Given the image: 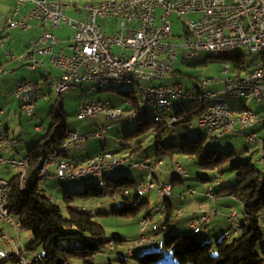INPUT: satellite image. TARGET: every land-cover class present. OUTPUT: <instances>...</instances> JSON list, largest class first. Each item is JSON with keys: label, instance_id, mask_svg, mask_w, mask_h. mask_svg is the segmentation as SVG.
Masks as SVG:
<instances>
[{"label": "built area", "instance_id": "built-area-1", "mask_svg": "<svg viewBox=\"0 0 264 264\" xmlns=\"http://www.w3.org/2000/svg\"><path fill=\"white\" fill-rule=\"evenodd\" d=\"M27 0H16L17 8L14 16L10 17L6 25L0 26V46L6 44L14 29L27 30L29 22L36 20L42 24H50L58 28L62 24L74 28L67 49L70 53L61 50L54 52V47L59 45V39L46 26L40 38L35 42L36 52L41 56L50 55L51 63L60 71L59 78H51L57 88L58 96L84 86V82L110 81V77H125V75L143 74L145 81L156 82L168 80L178 74L176 64L181 55V61L191 62V55L205 52L210 48H248L254 50L264 46V0H106L97 3H88L80 8L75 6L77 18L66 15L69 5L63 1H34L33 9L22 19H16L20 7ZM162 10L161 14L158 11ZM177 15L179 22L185 26V33L180 36L181 44L172 42L174 37L173 22L169 19ZM184 16H193L197 19H185ZM102 20H110L114 24L106 30L107 26L101 24ZM116 47L123 49L120 55L114 52ZM13 56L12 54H9ZM30 69L34 70L41 62L36 61L35 54L31 55ZM232 64H235L232 66ZM223 78H207L202 71L193 86L210 87L222 84V89L248 88L245 98H255L263 103L264 99V58L255 59L254 67H246V63H229L222 71ZM185 86L183 85V88ZM179 90L162 91L149 90L152 102L159 98H171V103H176V92ZM15 99L19 100L25 114L32 118L36 112V105L41 100L47 101L42 94L41 87L37 84L17 86L13 92ZM220 95V94H219ZM218 96V95H217ZM196 97V96H191ZM132 107V101H128ZM63 107V106H62ZM138 113L133 111L132 114ZM100 114L106 115L107 121H118L125 115L118 107L96 106L88 101L86 96L80 102L78 117L84 121L94 119ZM126 116L130 118L132 115ZM168 121H177L178 117H167ZM214 120H221V128H214ZM260 117L246 116L242 113H226L221 107L207 106L202 108V115L196 121L189 123L188 129L198 126H207L213 133V140L222 138L233 129H247V124L259 123ZM41 129V128H40ZM108 130L97 129L82 136H74L68 132L66 140L60 148L72 144H80L89 138H102V133ZM248 141H260L261 160L264 162V140L257 135H248ZM124 148H129L126 140ZM29 160L6 161L0 158V166L5 169L20 168V173L25 174L26 163ZM126 163H136V169L144 170V161H138L133 155L118 159L116 154L102 153L93 156L87 162H75V159L60 160L57 166V178L70 179L82 182L85 179L97 177L99 171L105 167H116ZM52 160H46L41 171H49ZM163 162H156L153 171ZM177 174H187L181 164L175 165ZM41 173V172H40ZM173 185H168V191H159L158 187L150 181V186L144 187L146 192H156L160 196H172ZM196 190L187 191L186 194L195 195ZM5 195H9L8 181L0 178V215L3 222L11 223L19 230V223L10 215L5 202ZM207 195L215 197L213 188ZM216 209L208 210L204 206L192 217L191 228L204 227L210 219L218 216ZM237 212L230 215L235 220ZM149 220H143V230ZM264 224V222H263ZM7 244L12 243L19 250L22 243L12 241L4 236ZM147 238L143 237L138 245H143ZM109 247V244H108ZM114 250V249H110ZM25 264L30 260L25 258Z\"/></svg>", "mask_w": 264, "mask_h": 264}, {"label": "rangeland", "instance_id": "rangeland-1", "mask_svg": "<svg viewBox=\"0 0 264 264\" xmlns=\"http://www.w3.org/2000/svg\"><path fill=\"white\" fill-rule=\"evenodd\" d=\"M61 1V0H55ZM67 5H69L68 10H66V15L69 18H77L75 14V6L80 8L84 7L88 3H97L101 0H63ZM17 3L13 0H4L0 2V24H4L9 16L13 13V10L16 9ZM21 10V8H20ZM162 10L158 11V14H161ZM187 20L190 16H184ZM177 15H173L169 20L173 22V32L174 37L172 42L181 44L183 39L180 36H183L185 33V26L183 23L179 22ZM110 20H102L101 24H108ZM4 26V25H0ZM13 31V30H12ZM57 36H73L74 30L67 26L62 25L60 28L54 30ZM12 33V32H11ZM10 42L5 46H0V58L5 59V56L9 53H14L16 57L20 55L24 56L26 52H23L26 47L31 42V35L26 34L21 30H16L12 34ZM34 48V46L31 45ZM65 53H70L69 50H65ZM123 49L121 47H116L114 52L118 55L122 53ZM17 54V55H16ZM181 55H179L176 68L181 72L177 76L171 77L168 80H161L156 82H147L142 81L144 86H154V85H165L173 86L176 83H182L186 88L193 86V79L197 80L196 77L204 71L207 78H223L222 73L225 65L232 63L228 60L215 59L208 54H202L198 60L194 62H183L181 61ZM244 61L250 63L251 61L258 58L257 55L252 56L247 54L245 57H242ZM48 60V59H47ZM4 61V60H3ZM11 61H7L6 64H11ZM235 64H232L234 66ZM12 67L8 66L6 69L5 75H2L4 80H0V156L2 154L5 156V159L18 157L22 158L27 155L28 150L31 145L28 147L25 143L27 141H32L35 137L43 135L46 132V129L49 128L53 122L54 114L52 112L65 113L66 115V126L68 131H75L79 135H85L88 132L96 131L99 128L110 127L106 136L104 138H89L85 140L79 146H70L64 153V159H75L79 163L84 161L85 157L96 155V153H101L103 151L111 152L116 154L118 159L129 154L128 150L121 148L119 143L120 140H126L128 144L131 143L135 145L141 141L142 148L134 152V157L136 160H143L152 165H156L158 157L156 156L158 144L153 136L133 138L131 132L136 130L139 119L135 118L132 120H126V116L133 113V109L128 106L127 101L130 99H138V101H145V94L142 88L136 86H116L115 88L110 89V87H105L102 90H95L94 84H86L79 87L76 90H71L64 93L61 96L56 95V90L54 88L46 87V91L50 94L48 101L41 99L36 106V112L34 118L28 117L22 106L20 105L19 100L15 99L13 92L16 89L15 85L18 81L25 78V81L35 82L43 81L44 73H51L56 77H60V72L56 67L53 66L49 60L46 62L45 67L39 68L37 71H30L27 66H23L21 69H18L12 72ZM55 77V78H56ZM222 88V84L211 85L209 91H217ZM124 94V95H123ZM86 96L87 99L102 102L109 104L110 107H118L123 113L124 117L120 122H107L106 115L100 114L94 119L80 120L78 117L79 105L80 102ZM59 99V100H57ZM230 104L236 110L247 109L251 112L257 114L259 117H264V104L254 100V99H232ZM64 105L63 110L61 111L60 106ZM174 112V110H173ZM38 128H41L40 130ZM263 125L261 123L256 124L253 127H250L246 130H241L235 134H226L222 138H217L214 140H206V147L211 149H218L222 152L228 153L230 150H233L237 154V158L232 160L228 166L223 167L220 170H207L200 165L199 157H188L183 154H174L173 156H167L161 158L164 162V166H158V178L155 177L154 173L151 170H141V169H120L112 172L108 177H92L90 179H85L79 184L69 185L63 180L55 177L57 168L53 167L48 173V177L45 180L39 181V190L46 196L58 200V202L63 207V212L67 211V203L65 202L66 193H84L86 190L91 192L96 191L95 188H103L105 192V197L91 198L89 200H82L80 197H75V203L71 206H81L87 212L95 215V220L100 225H102L106 230L105 240L118 239L120 237L123 241L115 243V250H110L109 247L103 249V252L96 257L98 260L97 264H100L99 260L103 258L106 259L105 264H138L136 257L143 254L139 252L135 253L137 248H146L145 246H150L155 242L156 247H161L165 255L169 256L168 245L166 243L167 238L171 235L167 232V228L173 229L176 227V220L178 216V210H184L189 213V211L196 210L199 203L208 202L213 203L217 201V205L224 212H236L242 218L243 216V201L233 196H219L216 195L214 198H211L207 195L211 186H213V191H219L221 188L226 187L237 182L235 177V172L232 171V165L237 162H245L248 159L251 160L253 165L259 169L264 177V162L261 160V145L257 142L248 141L245 134L256 133L259 138L263 137ZM6 134H9L10 142L21 145L19 148L20 151L11 150L7 146V141L2 137ZM204 138L203 130L199 128L198 124L195 123V128L187 130V128H176L175 130H170L166 134V140L168 146L178 145L182 146L185 143H188L192 140H198ZM150 140V143H147V140ZM21 142V143H20ZM150 159L152 162L146 160ZM56 161V158H55ZM176 163H180L181 166L186 169L188 176L179 175L178 179L184 181V186L178 184L179 180L175 179V176L172 173H164L163 170L167 167L171 168ZM18 172L14 168L6 169L5 166H0V178L10 181ZM122 177H128L133 179L136 183L140 182H150L154 181L157 184L162 183H176V187L173 190L172 196L168 198L171 205H166V203L161 202L156 192L150 191L147 193L140 194L136 189H125L122 191H117L114 187H110L109 180L116 181ZM218 183V184H217ZM220 183V185H219ZM183 184V183H182ZM189 189L196 190L195 195L186 194ZM186 191V192H185ZM184 192L183 194H181ZM176 194H179L175 197ZM137 197L139 200L137 201ZM128 199V200H127ZM131 199V200H130ZM167 200V201H168ZM194 200V201H193ZM131 201V204L144 203L140 208L141 211L132 217H120L114 215L115 209H120L121 207L128 204ZM166 201V202H167ZM199 202V203H197ZM224 212V213H225ZM180 216H186L184 212ZM229 214V213H227ZM227 217L223 219V227L232 236H239L241 230H239L233 221ZM145 218H150V222L145 230H143V220ZM264 222V215L262 216ZM237 221L240 222L239 217ZM0 224H2L0 222ZM4 227V231L10 235L8 238L21 237L23 246L27 245L33 239V234L30 231H20L19 236L16 234L14 227L8 225L1 226ZM165 227V228H163ZM215 230L216 232L211 235H205L203 230L206 228ZM191 228V227H190ZM189 228V231L182 232L188 233L192 231ZM196 235L203 239V242H213L214 244L223 239V234H219L221 227H218L217 224H212L209 226L200 227L195 229ZM158 232L157 234H155ZM212 232V231H210ZM261 232L264 234V224L261 226ZM147 238L143 245H138V242L143 238ZM71 244L76 248H83L84 245L80 243H75L74 240H65L63 244ZM6 244L2 235L0 234V264H17L13 260H6L8 255L13 253V246L10 247L6 253H3L5 250ZM131 249V250H130ZM132 253L130 254V251ZM126 251L129 254L125 253L124 255H118ZM172 251V249L170 250ZM259 253L262 255L264 260V241L260 244L258 248ZM172 254V252H171ZM27 256H30L31 259H34V255L26 252ZM75 257L73 263L78 264L81 260Z\"/></svg>", "mask_w": 264, "mask_h": 264}, {"label": "trees", "instance_id": "trees-1", "mask_svg": "<svg viewBox=\"0 0 264 264\" xmlns=\"http://www.w3.org/2000/svg\"><path fill=\"white\" fill-rule=\"evenodd\" d=\"M132 100H134L131 107L133 111L135 110L139 114L145 113L146 108L140 103L141 101L136 98ZM54 113L51 126L46 129L43 135L36 138L25 156L29 160V168L24 177L22 178V174L18 172L9 181L7 208L10 215L19 223V231H31L33 234L32 241H28L29 243L22 246L21 249L22 255L30 260V264H75L73 263L75 257L82 259L83 264H94L96 257L103 252L104 248L108 247L109 243H113L115 250V243L123 240L120 237H118L119 240L116 238L105 240L106 230L96 222L95 215L85 211L81 206L71 205L75 203L77 196L82 200L95 197L103 198L105 197L104 189L95 188L96 191L93 192L86 190L84 193H66L65 202L68 205L66 213L63 212V207L58 200L46 196L39 190L38 184L41 180L39 174L44 167L47 155L60 148L69 132L65 113L52 112V114ZM201 115V106L193 104L186 110L177 112L178 120L173 122L171 127L157 123L152 118H141L136 130L131 132V136L133 138L154 137L158 144L156 162L161 161L164 164L165 162L161 158L183 154L188 157H199L200 165L204 169L220 170L237 158V154L233 150L225 153L206 147L205 138L192 140L182 146H168L165 139L170 130L176 128H187L188 130L189 123L198 120ZM259 123L264 128V117H260ZM6 137L4 135L2 139ZM262 138L264 140V130ZM147 143H150L149 139ZM141 148L140 141L135 146L131 143L126 149H129L131 155L134 156V152ZM175 165L171 168L167 167V169L175 176V179L181 181L178 179L179 174L175 172ZM232 171L235 172L237 182L223 187L219 191H214V194L215 196H233L243 201L244 209L241 220L245 222L240 223L241 234L239 236L223 238L214 244L213 242H203V239L197 236L195 231L170 235L166 243L172 249V254L170 252V255L167 256L164 252L159 251L145 252V254L136 257L138 264H264L263 257L258 251L260 244L264 241V234L261 232L262 216L264 215V177L250 159L234 163ZM155 177L158 178V171ZM109 181L110 187H114L117 191L137 190V186L141 184L128 177ZM165 184L176 185L175 182ZM136 200L138 201L139 197ZM130 202L120 209H115L114 215L136 216L144 203L131 204ZM145 219L150 220V218ZM65 240H74L75 243H80L84 247L76 248L71 244H63ZM26 252L33 254L34 259L28 257ZM9 259L19 264L17 252L10 255L7 260Z\"/></svg>", "mask_w": 264, "mask_h": 264}, {"label": "bare ground", "instance_id": "bare-ground-1", "mask_svg": "<svg viewBox=\"0 0 264 264\" xmlns=\"http://www.w3.org/2000/svg\"><path fill=\"white\" fill-rule=\"evenodd\" d=\"M34 1H39V0H34ZM48 1H55V0H48ZM101 1H106V0H101ZM202 54H208L209 56L214 57L215 59H220V60H228L231 61L232 63H239V62H244L246 63V67H254V62L255 60L251 61L250 63H247L246 61L243 60V56L245 57L247 54L255 56L257 55V59H262L264 58V46H261L259 48H256L254 50H249L248 48H210L208 50H205V52H197L193 53L191 55V62H194L198 60V58ZM142 81H145V76L143 74H132V75H125V77H110V81H101L99 83L96 82H84V85L86 84H94V89L95 90H102L105 87H110V89L115 88L116 86H136L139 88H142L144 90V94L146 96L145 101H141L140 103L146 108L145 113L139 114L134 113L130 116V118H126V120H132V119H145V118H152L155 122L165 124L168 127H171L172 123L175 121H168L167 117H177L176 114L179 111H184L188 107L192 106L193 104H197L201 106V108H207V106H214V107H221L222 111H226V113H242L245 114L246 116H256L255 113L251 112L250 110L243 109L241 111L236 110L232 105L230 104V100L232 99H254L255 98H245L248 95V88H229V89H220L217 91H209V87H198V86H192V87H184L182 83H176L173 86H165V85H157V90H162V91H171V90H179L176 92V99L178 101L176 103H171V98H159L158 101L152 102V95L149 93H146V91L149 90H156V85L154 86H144L142 85ZM153 83V82H151ZM30 84H34V82H29V81H23L21 82L18 86H29ZM77 87L76 89H78ZM56 90V95H58L57 88L54 87ZM42 94L46 96L47 101L48 97L50 96L49 93H45L42 90ZM220 94V95H219ZM218 95V96H217ZM191 96H196V97H191ZM59 100V99H57ZM89 102L95 103L96 106H107L109 104H105L102 102H96L93 100L88 99ZM128 101H132V104L134 103V100L130 99ZM257 101V100H256ZM260 102V101H258ZM262 103V102H260ZM264 104V99L263 103ZM63 105L60 106L61 109ZM23 109V107H22ZM174 110V112H173ZM35 113H32V118H34ZM122 118H120L118 121H107V122H120ZM258 123H250L247 124V129L250 127L255 126ZM114 125H110L107 127H102L99 129H104V130H109L110 127ZM195 127H192L190 129H193ZM200 129L203 130V137L207 140H213V133L211 129H209L207 126H199ZM214 128H221V120H214ZM188 129V130H190ZM241 130H246V129H233L229 132V134H235L238 131ZM72 135L74 136H81L79 133L75 131H70ZM107 132L102 133V138L106 136ZM68 135V133H67ZM66 135V137H67ZM248 135H257L256 133H249ZM247 136V134H245ZM85 141V140H84ZM84 141H82L80 144H72L68 145L67 147L64 148H58L57 150L49 153L47 155L46 160H53L54 157H59L62 156L63 153L70 147V146H79L81 145ZM122 141V140H120ZM120 145L122 148H124V142H120ZM254 142V141H250ZM260 144V141H257ZM101 152L95 156L101 155ZM107 154H114L111 152H106ZM17 160H23L22 159H6V161H17ZM61 160H69V159H63ZM88 161V160H87ZM86 161V162H87ZM75 162H78L75 160ZM29 168V162L26 163V168H25V173ZM136 169V163H126L124 165H116L114 168V171L120 170V169ZM144 170L148 169L151 170L155 176H157V170L153 171V165L150 163H147L144 161ZM17 172L20 173V168H14ZM113 167H105V171H99L97 177H105L109 175L110 173L114 172ZM49 171H41L39 174V178L41 180H45L48 177ZM25 174H22V178L24 177ZM183 176H187L186 174H179ZM61 179V178H59ZM64 182H66L69 185H76L79 184L80 182L77 181H70V179H61ZM152 183L155 184V186L158 187L159 191H168V185L172 184H157L154 181H151ZM150 186V182H143L137 186V190H144V187ZM8 191H10V182L8 181ZM188 191H193V189H189ZM141 194L147 193L146 191H139ZM171 196H160V201L161 202H166L168 198ZM9 199V195H5V202L7 204V201ZM238 217V213H237ZM0 219L3 221V215H0ZM149 220V219H147ZM213 219H210L205 226H208L211 224ZM233 223H235V226L237 228H240V223L237 221V218L235 220H232ZM150 222V220H149ZM191 224V221L189 222ZM192 229H198V228H192ZM18 230V229H17ZM12 241H19L18 240H12ZM21 242V240H20ZM109 248L114 249L113 243H109ZM22 247H19V250H17V259L19 264H25V256L22 255L21 253ZM132 253V251H130Z\"/></svg>", "mask_w": 264, "mask_h": 264}, {"label": "crops", "instance_id": "crops-1", "mask_svg": "<svg viewBox=\"0 0 264 264\" xmlns=\"http://www.w3.org/2000/svg\"><path fill=\"white\" fill-rule=\"evenodd\" d=\"M1 1H4V0H0V2ZM61 1H63V0H61ZM14 2H16V0H13V4H14ZM64 2V1H63ZM33 7H34V0H27V2H26V4L25 5H22L20 8H21V10L19 11V13L15 16L16 17V19H22V18H24L25 16H26V14L28 13V12H30L32 9H33ZM14 13H15V9L13 10V13L11 14V16H9L8 17V19L10 18V17H12V16H14ZM7 19V20H8ZM188 19H197V17H193V16H190V18H188ZM7 20H6V22H7ZM6 22L4 23V24H0V25H6ZM62 25H66V24H62ZM62 25H60L58 28H60ZM104 25V24H103ZM43 26H46V28L49 30V31H51L54 35H56L55 34V32H54V30L56 29V28H54V27H52L50 24H42V23H40V22H38V21H36V20H32V21H30L29 22V25H28V29L27 30H22V29H14L13 31H12V33H11V36H10V38L8 39V41L10 42V39L13 37L12 36V34L16 31V30H21V31H23V32H25L26 34H29V35H31V42H30V44L26 47V49L23 51V52H26V54L24 55V56H22V55H20L19 57H16L15 56V54L14 53H9L8 52V54L5 56V59H2V58H0V66L2 67H0V80H4V78L2 77V75H5L7 72H6V69L8 68V66H10V67H12V72H14V71H16V70H18V69H21L23 66H27V68L30 70V71H37L39 68H43V67H45V64H46V62L49 60V62H51V58H50V55H46V56H41L38 52H36V47H35V42L40 38V36H41V34H42V32H43ZM67 26H69V25H67ZM104 26H107V28H106V30H108L109 29V27L110 26H113V28H114V24L113 23H108V24H105ZM70 27V26H69ZM72 28V27H71ZM73 30H74V28H72ZM74 34H75V30H74ZM74 36V35H73ZM73 36H68V37H66V36H60V38H59V36H57L56 35V37L59 39V45H57V46H55L54 47V52H60L61 50H68L67 49V45L68 44H70V42H71V40H72V37ZM8 43V42H7ZM6 43V44H7ZM5 44V45H6ZM9 44V43H8ZM31 45L32 46H34V48L33 47H31ZM9 54H12L13 56H10ZM33 54H35V59H36V61H40L41 62V64L39 65V66H37L34 70H32V69H30V64L32 63L31 62V60H30V58H31V55H33ZM17 55V54H16ZM48 59V60H47ZM4 60V61H3ZM13 61V62H11V64H6L7 63V61ZM33 64V63H32ZM31 64V65H32ZM57 69V68H56ZM59 71V70H58ZM179 71V70H178ZM4 72H6V73H4ZM60 72V71H59ZM178 73H181L180 71L178 72ZM178 75V74H177ZM56 76L55 75H53V74H51V73H44L43 74V76H42V78H43V81L42 82H40V81H35L34 83H37L40 87H41V89L43 90V92H45V93H48L46 90V87H52V88H54V85H53V80H51V78H55ZM56 78H58V77H56ZM25 78H23L22 80H20V81H18L17 82V84L15 85V87L16 86H18L21 82H23V81H25L24 80ZM197 82V80L195 81V79H193V84H195ZM190 87V86H189ZM128 102V101H127ZM20 105H21V103H20ZM37 106V105H36ZM63 108H64V105H63ZM107 121V120H106ZM39 130H40V128H38ZM48 129V128H47ZM6 138H5V140L7 141V146L11 149V150H15V151H17V152H19L20 151V147H21V145H18V144H15V143H11L10 142V137H9V134H6ZM4 137V136H3ZM36 138H38V136L37 137H35L32 141H27V143H25L26 144V146L28 147L29 145H32L34 142H35V140H36ZM21 143V142H20ZM122 148V147H121ZM124 149V148H123ZM126 149V148H125ZM126 150H128V152H129V154L128 155H126V156H124V157H122V158H126V157H128V156H130L131 155V153H130V151H129V149H126ZM103 152H107V151H103ZM65 154V153H64ZM99 154V153H98ZM96 155H97V153H96ZM26 156V155H25ZM65 155H62V156H59V157H54L53 158V160H52V162H53V164L50 166V168H49V171H50V169L52 168V166L53 167H56L57 168V166H58V163H59V161L61 160V158H63ZM93 156H95V154L94 155H91V156H87V157H85V159H84V161H82L81 163H84V162H86L89 158H91V157H93ZM0 158H5V156L2 154V156H0ZM55 158H56V161H55ZM8 159H21V158H18V157H12V158H8ZM64 159V158H63ZM146 160H148V161H150V162H152L150 159H146ZM140 161H143V160H140ZM165 165V163L162 165V166H164ZM6 170V169H5ZM163 172L164 173H166V174H168V173H170L169 172V169H164L163 170ZM140 183H142V182H140ZM180 183V185H183L184 186V183H183V180H179V182H178V184ZM183 183V184H182ZM176 186H174V188H175ZM186 192V191H185ZM184 192H182L181 194H183ZM179 194H176L175 195V197L176 196H178ZM194 201V200H193ZM166 203V205H171V202H170V200H168L167 202H165ZM197 203H199V202H197ZM202 206H204L206 209H208V210H212V209H216V210H218V212H219V214H218V216L216 217V218H214L213 219V221L211 222V224L210 225H212V224H217L218 225V227H221V230L219 231V234H223V238H229V237H233L228 231H227V229L226 228H224L223 227V225H222V223H223V219H225L224 217H227V219L229 218V214H231V212H228V211H222L220 208H219V206L217 205V201H215V202H213V203H208V202H202V203H199V205L196 207L197 209L196 210H193V211H189V213L187 212V211H185V209L184 210H178V216H177V219L176 220H178V221H180L179 223L177 222V225H176V227H174L173 229H170V228H165V227H163V228H165L166 230H167V232L168 233H170L171 235H175V234H182V232H186V231H189V228H190V226H189V222L192 220V217H193V215L195 214V213H197L199 210H200V208L202 207ZM180 212H182L181 214H183L184 212L186 213V216H180L179 214H180ZM234 212H236V210L234 211ZM227 213H229V214H227ZM233 213V212H232ZM238 217H239V219H240V222L239 223H244L241 219V217L238 215ZM0 222L2 223V224H0V234L2 235V237H3V239L5 240V238H4V236H6V237H8V236H10V235H8L4 230V227H1V226H5V225H8V226H10V227H14L11 223H9V222H3L1 219H0ZM209 226V225H208ZM14 229H15V231H16V234L19 236V233H20V231L19 230H17L15 227H14ZM190 229H192V228H190ZM239 230H240V228H239ZM192 231H196L195 229H192ZM210 231H212V232H210ZM203 232H204V234L205 235H211V234H213V233H215L216 231L215 230H211L209 227L208 228H206L205 230H203ZM158 232H156L155 234H157ZM8 236H7V235ZM184 234V233H183ZM201 238V237H200ZM9 239H11V240H16V238H13V237H11V238H9ZM18 239H20L21 240V237L19 236L18 237ZM17 239V240H18ZM21 243H22V241H21ZM5 244H6V247H5V250L3 251V253H6L7 252V250L10 248V247H12L13 246V248H14V250H13V253L12 254H14V253H16L17 252V250L15 249V247H14V245L12 244V243H9V244H7V242H6V240H5ZM22 246H23V244H22ZM146 248H137L136 249V251H135V253H137V252H139V254H143V253H145V252H152V251H162V249H160L161 247H156V244H155V242H153V244H150V246H145ZM131 250V249H130ZM129 250V251H130ZM168 252H171L170 250V248H168ZM129 251H128V253L126 252V251H123V252H121V253H118V255L120 256V255H124L125 253H127V254H129ZM11 254V255H12ZM131 254V253H130ZM10 255H8L7 257H6V260L8 259V257H9ZM29 257V256H28ZM98 259V258H97ZM97 259H95V262H94V264H97V262H98V260ZM76 260H81L78 264H83V261H82V259H76ZM105 261H106V259L105 258H103L102 260H99V262H100V264H105Z\"/></svg>", "mask_w": 264, "mask_h": 264}]
</instances>
